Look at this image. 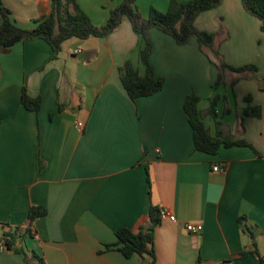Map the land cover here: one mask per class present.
Here are the masks:
<instances>
[{"label": "crops", "instance_id": "crops-1", "mask_svg": "<svg viewBox=\"0 0 264 264\" xmlns=\"http://www.w3.org/2000/svg\"><path fill=\"white\" fill-rule=\"evenodd\" d=\"M76 1L101 26L122 0ZM2 2L22 28L51 11V0ZM169 2L136 0V6L145 17L151 7L165 12ZM194 26L215 35L227 65L257 71H227V83L240 77L235 86L214 89L219 70L210 51L194 36L181 45L153 28L150 62L165 84L132 100L119 69L127 60L140 75L144 68L126 16L106 37L65 41L57 57L39 38L0 54V264H27L23 254L7 250L9 230H28L17 245L44 264H141L116 249L115 233L147 226L152 206L176 218L161 219L154 229L156 264H261L253 242L264 258V32L241 0H222ZM23 89L41 98L37 113L23 106ZM191 93L202 112L215 94L226 96L231 112L221 115L223 101L216 107L221 129L250 146L221 147L215 155L197 151L184 110ZM247 105L259 106L261 116L241 123ZM206 118L214 135L215 120L209 126ZM32 207L46 215L29 223ZM190 223L203 231L187 232Z\"/></svg>", "mask_w": 264, "mask_h": 264}, {"label": "trees", "instance_id": "trees-1", "mask_svg": "<svg viewBox=\"0 0 264 264\" xmlns=\"http://www.w3.org/2000/svg\"><path fill=\"white\" fill-rule=\"evenodd\" d=\"M221 2L222 0H188L185 2L170 0L165 12L151 7L147 16L144 17L136 6V0H122L118 6L110 10L106 23L97 26L80 8L76 0H51V11L49 14L35 20L32 27L22 28L16 24L10 10L0 0V54L8 52L12 46L20 41L39 38L50 45L54 52V57H57L65 41L69 39L88 40L106 37L118 27L123 17L126 16L138 37L139 61L144 68V74L140 75L132 61L127 60L119 69L122 85L132 100L153 95L162 90L165 84L164 79L155 74L150 62L152 45L148 35L153 28L170 35L181 45L186 44L191 37H196L201 47L210 51L209 60L219 70L214 89L220 86L233 88L240 77L227 83L225 80L227 71L240 75L247 72L255 73L257 71L256 66L245 65L236 68L227 65L219 51L214 47L215 35L200 32L194 26V20L201 12L215 8ZM241 3L248 14L259 19L261 29L264 32V0H241ZM244 100L249 103L251 96H246ZM219 101L224 102L222 116H226L231 112L226 105V96L215 94L206 112L199 110L200 98L196 94L191 93L185 98L184 110L193 130L195 149L215 155L221 147L250 146L244 138L235 140L221 129L222 122L217 120L218 113L216 110ZM21 102L25 109L29 111L37 113L40 110L41 98L29 96L26 89L22 90ZM207 115H210L215 120L216 132L214 135L209 133L204 123V117ZM260 116L261 108L259 106L247 105L243 108L240 116L241 123H243L244 117L259 118ZM160 212L161 210L157 206H152L149 211V224L141 226L136 231L125 227L119 228L115 233L117 241L114 246L116 249L126 258L132 256L142 258L143 262L141 264H156L153 241L154 229L161 220ZM45 215L46 210L44 208L32 207L28 213L29 223ZM241 220L243 219L239 220L242 223ZM246 230L254 238L250 228H246ZM27 235H29L28 230L23 233H20L19 230L4 232L3 240L7 250L23 254L27 264H44L42 258L35 252L18 247L17 240L23 241ZM253 247V253L260 263L264 264V258L256 250L254 242ZM246 255L247 253L245 252L241 253V256Z\"/></svg>", "mask_w": 264, "mask_h": 264}, {"label": "built area", "instance_id": "built-area-1", "mask_svg": "<svg viewBox=\"0 0 264 264\" xmlns=\"http://www.w3.org/2000/svg\"><path fill=\"white\" fill-rule=\"evenodd\" d=\"M80 51V49H77L75 51V53H78ZM77 128L82 129L83 127V123L79 122L76 124ZM220 168H214V171H219ZM160 218L161 219H165L168 218L170 221H175V216L171 215L170 213H168L166 210H162L160 212ZM185 229L187 230V232L192 233V234H200L203 231V226L202 224H187L185 226Z\"/></svg>", "mask_w": 264, "mask_h": 264}, {"label": "rangeland", "instance_id": "rangeland-1", "mask_svg": "<svg viewBox=\"0 0 264 264\" xmlns=\"http://www.w3.org/2000/svg\"><path fill=\"white\" fill-rule=\"evenodd\" d=\"M224 103V102H223ZM224 109V108H223ZM220 110V109H219ZM223 112V111H222ZM222 115V114H221ZM207 117V118H206ZM205 118H206V124L207 125H209V126H213V125H215L214 124V120H213V118L210 116V115H208V116H205ZM234 117H230L229 118V120H231V119H233ZM205 121V120H204Z\"/></svg>", "mask_w": 264, "mask_h": 264}]
</instances>
